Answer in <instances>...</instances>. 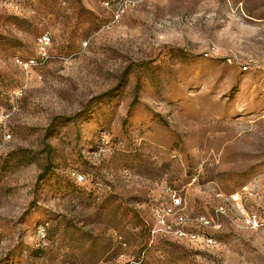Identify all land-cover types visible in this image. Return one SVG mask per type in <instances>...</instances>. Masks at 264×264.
Masks as SVG:
<instances>
[{
    "label": "rangeland",
    "instance_id": "1",
    "mask_svg": "<svg viewBox=\"0 0 264 264\" xmlns=\"http://www.w3.org/2000/svg\"><path fill=\"white\" fill-rule=\"evenodd\" d=\"M105 1L0 0V264H264V0Z\"/></svg>",
    "mask_w": 264,
    "mask_h": 264
},
{
    "label": "built area",
    "instance_id": "2",
    "mask_svg": "<svg viewBox=\"0 0 264 264\" xmlns=\"http://www.w3.org/2000/svg\"><path fill=\"white\" fill-rule=\"evenodd\" d=\"M131 0H106L104 2L105 6H112L113 4H115V8L114 11H112V17L114 20H118L121 15L125 12L126 7L129 5ZM246 68V67H245ZM77 179H81V176L77 175L76 176ZM236 196H234L235 198ZM172 200L174 202V204H178L180 203L179 198L175 195L172 194ZM243 221L244 223L249 226V227H256L258 226V220L255 214H244L243 215ZM179 233H182L181 231H179Z\"/></svg>",
    "mask_w": 264,
    "mask_h": 264
},
{
    "label": "trees",
    "instance_id": "3",
    "mask_svg": "<svg viewBox=\"0 0 264 264\" xmlns=\"http://www.w3.org/2000/svg\"><path fill=\"white\" fill-rule=\"evenodd\" d=\"M66 119H70V118H66ZM49 130V129H48Z\"/></svg>",
    "mask_w": 264,
    "mask_h": 264
}]
</instances>
